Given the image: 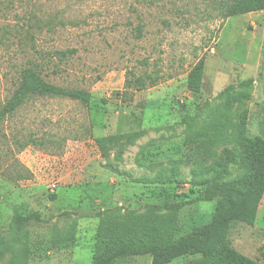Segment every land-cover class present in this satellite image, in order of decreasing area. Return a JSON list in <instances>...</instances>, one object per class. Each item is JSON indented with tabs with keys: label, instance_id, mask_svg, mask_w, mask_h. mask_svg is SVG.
<instances>
[{
	"label": "rangeland",
	"instance_id": "374dc122",
	"mask_svg": "<svg viewBox=\"0 0 264 264\" xmlns=\"http://www.w3.org/2000/svg\"><path fill=\"white\" fill-rule=\"evenodd\" d=\"M227 4L0 0V110L20 71L30 66L40 67L49 82L93 96L90 104L38 98L0 123V241L15 248L27 231L30 264H92L106 211L165 205L159 210L166 212L169 204L179 209L182 233L212 220L216 200L207 199L206 186L192 173L202 156L185 144L183 117H208L221 92L250 79L249 136L260 133L264 119V10L226 16ZM201 58L203 84L192 90L187 76ZM130 70L157 82L146 79L136 89L128 85ZM104 136L121 138L103 151L97 138ZM33 137L37 143L23 148ZM227 147L215 148L218 157ZM174 160L181 162L178 183L160 187L143 180ZM30 213L39 217L12 227L16 214ZM58 233L74 238L54 246ZM228 241L264 264V196L255 224L234 223ZM201 257L189 254L169 264H201ZM124 264H152V257L134 256Z\"/></svg>",
	"mask_w": 264,
	"mask_h": 264
},
{
	"label": "trees",
	"instance_id": "16d2710c",
	"mask_svg": "<svg viewBox=\"0 0 264 264\" xmlns=\"http://www.w3.org/2000/svg\"><path fill=\"white\" fill-rule=\"evenodd\" d=\"M262 10L264 0H228L225 15H243ZM60 55L65 57L67 52H60ZM205 66L206 60L201 58L189 71L186 80L189 89H201ZM127 79L128 85H134L136 89L144 87L146 79L152 85L157 82L156 77L148 73L137 75L133 70L128 72ZM251 84L252 80L249 79L241 82L238 85L240 88L229 85L218 96L220 101L210 105L208 117L200 119L186 115L181 122L186 126L185 144H193V156H202L192 173L194 177H199V185L206 186L207 199L216 200L212 220L182 233L179 209L169 204L166 212L159 210L165 205L141 212L106 211L100 218L95 235L92 264H124L128 258L145 255L152 257V264H169L189 254H201V264H259L228 241L234 223L255 224L264 196V119L260 123L258 135L251 137L247 132L249 110L245 106L252 97ZM42 97L71 98L85 104L93 101L88 90L49 82L40 67L30 66L20 71L14 91L0 110V123L27 102ZM120 138L104 136L97 138V143L105 151L107 143ZM37 141L33 137L22 147L36 144ZM128 143L133 144V140ZM222 146L227 148L218 157L215 148ZM180 164L179 160H174L169 168L160 170L155 178L143 180L159 186L162 183H178ZM230 166L238 170L237 175H234ZM22 177L27 178L24 175ZM38 217L35 213L16 214L12 227L21 229ZM73 238L74 233H58L54 235L52 243L54 246L65 245ZM27 241V231L18 236L15 248L5 240L0 241V264H30ZM7 252L11 253L9 258H6Z\"/></svg>",
	"mask_w": 264,
	"mask_h": 264
}]
</instances>
